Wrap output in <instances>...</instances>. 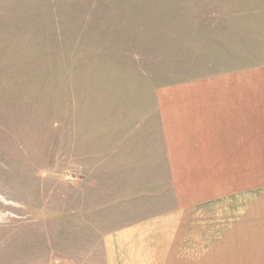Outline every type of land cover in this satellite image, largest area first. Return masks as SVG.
<instances>
[{
	"label": "rangeland",
	"instance_id": "rangeland-1",
	"mask_svg": "<svg viewBox=\"0 0 264 264\" xmlns=\"http://www.w3.org/2000/svg\"><path fill=\"white\" fill-rule=\"evenodd\" d=\"M263 57L264 0H0V264H122L174 206L157 92Z\"/></svg>",
	"mask_w": 264,
	"mask_h": 264
},
{
	"label": "crops",
	"instance_id": "crops-1",
	"mask_svg": "<svg viewBox=\"0 0 264 264\" xmlns=\"http://www.w3.org/2000/svg\"><path fill=\"white\" fill-rule=\"evenodd\" d=\"M156 100L174 206L117 241L122 264H264V57Z\"/></svg>",
	"mask_w": 264,
	"mask_h": 264
}]
</instances>
